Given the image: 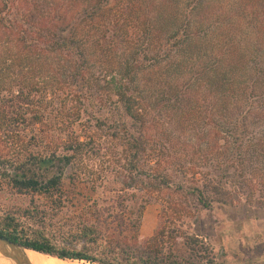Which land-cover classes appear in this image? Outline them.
Listing matches in <instances>:
<instances>
[{
	"label": "trees",
	"instance_id": "1",
	"mask_svg": "<svg viewBox=\"0 0 264 264\" xmlns=\"http://www.w3.org/2000/svg\"><path fill=\"white\" fill-rule=\"evenodd\" d=\"M4 194L43 255L224 264L203 215H264V0H0Z\"/></svg>",
	"mask_w": 264,
	"mask_h": 264
},
{
	"label": "rangeland",
	"instance_id": "2",
	"mask_svg": "<svg viewBox=\"0 0 264 264\" xmlns=\"http://www.w3.org/2000/svg\"><path fill=\"white\" fill-rule=\"evenodd\" d=\"M241 203L235 202L233 211H216L203 215L202 227L205 241L214 255L220 254L224 264H264V215L261 212L248 216L241 208ZM30 197L10 196L0 197V213H22L31 206ZM40 209H46L47 202L43 198L35 199ZM247 205V202H246ZM159 205L150 203L146 206L141 234L149 236L155 229ZM81 264H87L80 262Z\"/></svg>",
	"mask_w": 264,
	"mask_h": 264
},
{
	"label": "water",
	"instance_id": "3",
	"mask_svg": "<svg viewBox=\"0 0 264 264\" xmlns=\"http://www.w3.org/2000/svg\"><path fill=\"white\" fill-rule=\"evenodd\" d=\"M33 251L0 236V254L14 264H31L26 252ZM36 252V251H33ZM38 253V252H37Z\"/></svg>",
	"mask_w": 264,
	"mask_h": 264
},
{
	"label": "bare ground",
	"instance_id": "4",
	"mask_svg": "<svg viewBox=\"0 0 264 264\" xmlns=\"http://www.w3.org/2000/svg\"><path fill=\"white\" fill-rule=\"evenodd\" d=\"M31 264H81L79 261L60 260L33 251L26 252ZM0 264H14L0 254Z\"/></svg>",
	"mask_w": 264,
	"mask_h": 264
}]
</instances>
